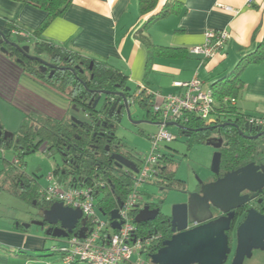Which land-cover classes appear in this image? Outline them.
<instances>
[{
    "label": "crops",
    "instance_id": "1",
    "mask_svg": "<svg viewBox=\"0 0 264 264\" xmlns=\"http://www.w3.org/2000/svg\"><path fill=\"white\" fill-rule=\"evenodd\" d=\"M165 6L170 13L145 29ZM46 16L31 4L0 0V31L10 33L14 24L31 41L51 42L108 62L129 77L130 85L145 83L163 95L184 93L186 89L175 84L194 78L202 82L203 92L212 91L216 81L233 72L264 41V0H157L147 12L141 0H73L66 13L55 18L38 38L35 31ZM212 29L230 31L224 51L207 60L192 54L190 49L204 44ZM142 31L151 44L139 37ZM0 63L5 73L19 72L15 89L25 95L31 110L46 115L52 112L55 116H50L59 119L70 115L66 95L28 72L4 64L1 56ZM241 80L243 87L234 102L239 114L264 117V61L247 66ZM49 238L45 232L33 235L21 222L0 225V264H63L61 255H46L45 251L52 250L46 249ZM36 252L43 253L42 257Z\"/></svg>",
    "mask_w": 264,
    "mask_h": 264
},
{
    "label": "trees",
    "instance_id": "2",
    "mask_svg": "<svg viewBox=\"0 0 264 264\" xmlns=\"http://www.w3.org/2000/svg\"><path fill=\"white\" fill-rule=\"evenodd\" d=\"M31 4L44 10L47 16L42 24L35 31V35L39 38L43 30L57 17L62 16L71 6L73 0H14ZM143 11L147 12L154 9L157 0H141ZM163 10L152 17L147 23L145 29L157 19L167 16L170 10ZM21 31L14 24L10 25V31ZM139 37L148 44H151L150 37L143 31ZM34 44V49L37 54L47 56L51 61L61 63L62 65H69L75 69L73 71H57L52 78H47L40 73L37 68V62H18L19 68L28 72L39 80L44 81L51 87L55 88L62 94L66 95L70 101V109L76 105L77 108L85 111L86 114L93 112V117H86L83 123L75 125L70 116L62 119L40 113L37 110L32 111V115L16 133L19 141L8 140L2 142L7 147H14L18 152L23 151L24 154L31 153V151L39 147L42 142H49L52 147L62 153L65 165L62 168L55 170L56 175H61L66 178L65 182L69 180V185L73 183L74 179L92 178V176L104 175L108 182L105 196L99 198V207L108 215L119 207V200H125L132 185V176L134 171L123 172L115 169L112 163L108 160L107 150L102 144L100 147L93 146L94 143L101 137L98 133L99 127L97 125L102 115L93 108V104L99 97L100 91L121 90L129 97H134L137 89L129 91L132 85L129 83V77L123 74L120 70L105 61H100L92 57H86L78 52L66 49L57 44L46 41H31ZM264 61V41L260 46L249 55L243 57L237 64L236 68L229 75L219 79L212 86L213 97L215 101L214 112L210 118L202 119L196 114L188 116V121L180 124L183 127L179 128L182 135L187 138L188 150H191L197 144H207L211 137L213 125L220 122H235L247 124V116L244 117L239 114L235 103L236 98L243 87L241 74L247 66L251 64H258ZM93 62V65L91 63ZM81 67H77L76 65ZM136 104L141 109L147 110V117L151 120H159L152 109L151 97L140 94L135 98ZM94 111H96L94 113ZM160 122V121H158ZM232 125V124H231ZM228 140L223 147V165L224 167L244 165L255 158L257 154V142H249L239 135L233 127H228ZM116 128L111 129V135L115 140L120 141L115 133ZM94 133H97L94 136ZM22 154V152H21ZM21 157V155H20ZM19 157V158H20ZM139 159V157H138ZM12 167L7 171H12L13 186L11 192L15 195L29 199L32 204L46 206L49 208L52 203H43L38 200V190L40 183L35 181L24 172L21 167L16 166L11 162ZM159 173L150 184L157 185L165 191L172 189H185L187 182L178 178L177 171L174 167V162L166 153L158 165ZM72 179V180H71ZM71 180V181H70ZM147 193L144 191L143 195ZM146 202V201H145ZM146 204V203H145ZM151 208H160L161 204L153 202ZM138 211L136 212L138 214ZM139 232L151 233L160 231L164 235L161 240L152 250L151 254L155 253L162 247L166 239L172 237L171 224L167 216L162 212L156 220L137 224ZM79 225L78 227H80ZM55 239V238H54Z\"/></svg>",
    "mask_w": 264,
    "mask_h": 264
},
{
    "label": "built area",
    "instance_id": "3",
    "mask_svg": "<svg viewBox=\"0 0 264 264\" xmlns=\"http://www.w3.org/2000/svg\"><path fill=\"white\" fill-rule=\"evenodd\" d=\"M16 34H22L15 30ZM231 33L228 29L208 30L205 43L190 49V52L211 59L221 54ZM175 85L184 87V93L163 95L151 89L145 83L137 85L136 94H145L152 99V111L159 117V131L151 135L152 148L147 155L139 157L138 172L132 176V185L122 207L119 208L121 226L116 229L112 220L101 217L98 199L107 190L108 182L104 175L92 178L74 179L73 183L63 182L55 172L48 175V185L40 186L38 200L43 203L63 202L64 205L80 209L87 218L88 231L85 238L70 235L61 238V244L52 249L53 253L62 257L63 264H155L144 259L142 254H151L153 248L164 239L160 231L151 233L139 232L136 223L138 209L142 207L143 192L159 173L158 165L166 153L163 147L177 139L168 129L169 122L184 124L188 116L196 114L202 119L210 118L214 112L215 101L213 92H203L202 82L194 78L190 82H177ZM234 103L235 100H232ZM250 127L264 129V117L246 118ZM13 163L21 167L20 158H14ZM108 214L106 213L105 216ZM80 227L76 229V232Z\"/></svg>",
    "mask_w": 264,
    "mask_h": 264
},
{
    "label": "rangeland",
    "instance_id": "4",
    "mask_svg": "<svg viewBox=\"0 0 264 264\" xmlns=\"http://www.w3.org/2000/svg\"><path fill=\"white\" fill-rule=\"evenodd\" d=\"M2 53L0 56L4 64L21 71L16 61L7 58L4 50ZM1 68H3L2 63H0V122L8 132L17 133L33 112L26 106L28 105V100L24 99L25 95H20L21 92L15 89V77L18 76L19 72L14 75L12 71L5 73ZM132 89H137V86L132 85ZM149 109L151 110L152 107ZM146 111L141 109L138 104L133 105L131 108L133 119L146 122L134 125L126 116L115 131L116 136L123 142L126 151L133 152L136 157H142L149 153L152 148L150 137L159 131L158 125L147 123L148 120L144 118ZM48 114L54 115L52 112H48ZM56 116L58 115L56 114ZM69 116L70 118L75 116L79 120H85L87 117L83 111L77 112V110L73 109H70ZM168 129L177 136V139L166 144L163 147V151L173 160L178 178L185 180L188 188L191 189L200 179L212 174L216 149L208 144H197L191 150H188L187 138L181 134L180 129L176 126H168ZM21 152H18L14 147L10 148L3 144L0 147V225L6 227L21 222L25 228L30 225L28 229L33 231V235L41 236L44 231H42L40 226L32 224V221L41 220L39 210L35 207L36 203L34 206L29 199H23L11 192L13 174L12 171L9 172L7 170L12 167L11 162H13L14 158L21 155V171L38 181L40 185L46 186L49 183L48 175L62 168L65 163L62 153L57 147H52L47 141L42 142L31 153L23 155L24 152ZM59 177L62 178L63 182L66 180L61 175ZM144 191L147 193L143 196L144 201L161 204L162 213L168 215L172 213L174 205L183 201L187 196L183 189L165 191L154 184L146 185ZM104 196L105 193L101 194V198ZM145 203L143 202L141 209L145 206ZM100 214L102 219H109V215ZM49 239L46 249L50 250L61 244V240ZM45 253L46 255H52V250L45 251ZM42 254L39 252L35 253L36 256L41 257ZM142 257L149 259L147 254H142ZM249 264H264V252H257Z\"/></svg>",
    "mask_w": 264,
    "mask_h": 264
},
{
    "label": "water",
    "instance_id": "5",
    "mask_svg": "<svg viewBox=\"0 0 264 264\" xmlns=\"http://www.w3.org/2000/svg\"><path fill=\"white\" fill-rule=\"evenodd\" d=\"M0 45L5 42L11 46L19 48L21 50L29 51L28 45H21L23 43H29L31 40L28 36L21 34H12L5 33L0 31ZM31 58L33 60H38L42 63L44 70H47L49 67L53 69L52 73L58 69V66L53 65L42 59L41 57L34 56ZM93 65V62L91 63ZM64 69V68H63ZM71 71L75 72L74 68H70ZM129 91H132V88L129 87ZM103 95H112L117 96V99H103ZM138 95L135 94L134 97H129L125 92H109V91H100L99 97L93 104V108L98 112L99 116L105 114L109 108V118H112L115 114L121 117L120 122L124 117L127 116L128 120L132 124L138 125L141 122L146 121H135L132 117L131 108L136 104L135 98ZM103 102V103H102ZM77 112L82 110L77 108L76 105L73 106ZM94 111V113L96 112ZM85 113V111H83ZM148 111H146L147 114ZM86 114V113H85ZM88 117H93V112L86 114ZM72 121L75 125L83 123V120L77 119L73 116ZM147 123L154 125H160L161 122H152L148 120ZM232 124L234 123H224ZM98 127L102 126L103 129L100 132V136L103 137L106 135V125L103 122L102 118L99 119L97 123ZM114 125H110L109 128H112ZM168 126H176L182 128L183 126L176 122H169ZM247 129H250L249 124H246ZM252 130V128H251ZM2 135V132H0ZM12 132H4V138L7 139L8 136H13ZM97 133H94L96 136ZM264 135V131L261 132L257 137ZM208 145L215 148H219L221 145L216 144L214 139H211L207 142ZM2 145V140H0V147ZM114 158L119 161L120 159L114 156ZM222 160V153L216 152L213 158V168L219 169ZM124 164L131 168L134 172H138V168L134 162L128 160ZM261 166L256 163H250L246 166L238 169L237 171L227 175L224 178V182L227 185V192L232 193L229 188L232 186H240L245 184V188L251 189V187L262 186L264 185V172L260 171ZM237 192V190L235 189ZM190 201V200H189ZM123 201L119 200V208L122 207ZM188 207V202L178 203L174 205L171 213V226L173 235L171 238L166 239L162 247L153 254H149L150 259L155 264H225L228 260L229 254L231 253V248L229 246V238L226 234V230L230 228L229 223H219L211 222L207 224L197 225L194 227H189L188 217L185 215L186 208ZM119 208L114 209L110 214V219L112 220V226L116 229H119L121 224L117 221L120 217ZM42 218L38 221H32V224L40 226L42 231L48 237L55 239L67 238L70 235H79L81 238H85L88 226L87 218L83 217V212L80 209H75L69 206L64 205L63 202H54L49 208L40 209ZM39 211V212H40ZM100 212L105 216L106 213L100 208ZM161 213L160 208H151L150 205H145L138 214L136 215V223L142 224L147 223L153 220H156ZM78 225H81V228L76 232ZM30 226V225H29ZM26 226V228H29ZM47 226V228H46ZM243 226H241L240 230ZM253 227V226H252ZM252 233L255 231V227L252 228ZM252 242H249L247 246L244 245L245 239L240 237L238 240L237 254L234 260H238L240 256L241 264L245 257L252 254L253 249L261 248L264 250V239L258 240L255 235H251L250 239Z\"/></svg>",
    "mask_w": 264,
    "mask_h": 264
},
{
    "label": "flooded vegetation",
    "instance_id": "6",
    "mask_svg": "<svg viewBox=\"0 0 264 264\" xmlns=\"http://www.w3.org/2000/svg\"><path fill=\"white\" fill-rule=\"evenodd\" d=\"M21 45H28L29 51L21 50L19 48L6 44L5 42L0 45V50L2 52L3 50L6 52L7 58L16 59L18 62H25L26 64L29 62H37L36 66L38 70L47 78H52L57 71H71L70 68L72 67H70L68 64L62 65L61 63L51 61L47 56L43 54H37L34 49V44L32 42H25ZM31 56L41 57L48 63L58 66V69H56L54 73H52L53 69L50 67L47 70H44V68L42 67V63L38 60H33ZM76 66L81 67L78 64ZM112 92H121V90H114ZM102 98H106L109 101L110 99L116 100L117 96L103 95ZM109 108L110 107H108V111L102 115V120L103 122H105V125L107 127L106 130H104L106 131V135L100 137L96 141L97 143H94L93 146L98 148L102 146V144H104L107 150L108 160L110 161V163H112L113 167H115V169L119 171L128 172L132 169L127 167L124 162H128V160H130L131 162H134L135 165L138 167V157H136L133 152L126 151L123 146V142L115 140L111 135V129H113L114 127L117 129L119 124L124 121L125 117L122 119L121 122V117H119L117 114H115L112 118H109ZM144 118L152 122L159 121L158 119L151 120L147 117ZM224 123L231 122L227 121L214 124L213 130L211 131V137L209 138V140L214 139L216 144L221 145L219 148L214 147L216 149V152L223 153V147L227 143L228 132L230 130L228 127H233L245 140L252 143L257 142L258 153L254 154L255 158H252L251 161L247 164L256 163L257 165L261 166L260 171L264 172V135L257 137L261 132L264 131V129H259L255 127H250V129H247L246 124L242 123L233 122L234 125H223ZM110 125L114 126L112 128H109ZM102 129L103 127L100 126V131L98 133H100ZM6 131L7 130L4 128L3 125H1L0 122V132H2V135H0V140H2V142L8 140L19 141V137L16 133H14L13 136H8V138L5 139L4 132ZM114 156H116L120 160L117 161ZM222 162L223 155L219 169L213 168L212 174L200 179L197 183H195V186L193 188L190 189L187 185V188L184 189V192L187 193V196L183 201L179 203L188 202V207L185 209V215H187L188 217V223L190 228L211 222H219L222 224H225L227 222L229 223L230 228L226 230V234L229 238V246L231 248V253L229 254L228 260L225 264H234V260L237 254L238 240L240 239V237L245 239L244 245L246 246L250 244L249 242H252V240H248L250 239L251 235H255L256 239L258 240L264 239V185L255 186L253 188L251 187V189H249L245 188V184H242L240 186H238V184L237 187L234 185L229 188L232 193H229L230 191L227 192V185L224 182V178L227 175L246 166L247 164L237 165L234 167L229 165L225 168ZM235 189L237 190V192L235 191ZM151 204H153L152 201L146 202L145 205H150L152 207ZM36 208L40 211V209L46 208V206H44V204L37 205ZM161 210L162 208L160 206V211ZM39 214L42 218L41 211L39 212ZM164 215L168 217L169 222L171 224V214ZM241 226L243 227L240 230ZM252 226L255 227L254 233H252ZM257 252L263 253L264 250L261 248L253 249L252 254H250L249 256L247 255L241 264H249L250 261H252V259L256 256ZM239 263L240 256L235 262V264Z\"/></svg>",
    "mask_w": 264,
    "mask_h": 264
},
{
    "label": "clouds",
    "instance_id": "7",
    "mask_svg": "<svg viewBox=\"0 0 264 264\" xmlns=\"http://www.w3.org/2000/svg\"><path fill=\"white\" fill-rule=\"evenodd\" d=\"M20 32H21V31H20ZM21 33H22V32H21ZM14 34H16V33H15V31H14ZM21 35H25V36H28V35H26V34H23V33H22Z\"/></svg>",
    "mask_w": 264,
    "mask_h": 264
}]
</instances>
